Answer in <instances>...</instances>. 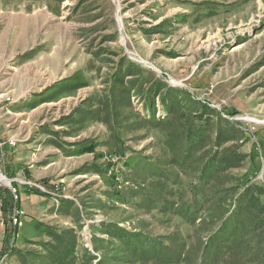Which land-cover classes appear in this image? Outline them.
<instances>
[{"label":"rangeland","instance_id":"1","mask_svg":"<svg viewBox=\"0 0 264 264\" xmlns=\"http://www.w3.org/2000/svg\"><path fill=\"white\" fill-rule=\"evenodd\" d=\"M23 50L57 52L90 84L36 120L61 132L78 102L102 98L107 127L94 113L82 136H121L92 167L91 153L35 167L65 187L18 179L0 150V264H264V197L240 242L211 243L264 187V0H0V60Z\"/></svg>","mask_w":264,"mask_h":264},{"label":"crops","instance_id":"2","mask_svg":"<svg viewBox=\"0 0 264 264\" xmlns=\"http://www.w3.org/2000/svg\"><path fill=\"white\" fill-rule=\"evenodd\" d=\"M12 25L14 27L16 24ZM24 50L16 52L15 56L0 60V77L4 73L6 74L5 69L8 67L12 70L9 75L0 79V150L9 156L5 158L4 168L11 173L14 171L18 179H26L31 184L38 185L43 182L44 187H53V183H57V187L64 186L61 182L42 180L48 177L44 174L38 175L40 178L37 179L36 171L39 168L35 167H49L56 160L64 161L61 157L76 158L90 153L93 155V160L89 166L92 167V165H96L97 161H101V156L104 157L106 154L105 151H100L101 147L105 150L106 145L107 151L110 153L112 148H116L114 142L121 135L119 130L115 129L114 131L109 130L108 134L105 130L102 134L94 136V139H90V136H82L85 131L84 127L90 124L89 116L94 113V119L107 127V120L103 116L104 113H101L105 103L102 98H99L97 105L95 102H88V98L84 100L85 102H78L77 107L65 116L64 120L60 119L56 122L58 127H65L61 132L50 128L46 121L36 120L35 115L43 105L55 103L66 96H74L90 84L79 69L72 68L68 72L62 71L59 67L60 56L57 52L50 51L45 58L41 55L38 57L34 55L25 59L28 51ZM46 58H49L52 63L49 68L43 70L44 72L39 73L34 69V65L39 61L43 62ZM7 116L22 119V122L27 126L26 133H12L8 126V124L11 125L12 120L8 122ZM68 123L76 130L74 133H71V128H67L66 124ZM105 126L103 127L106 129ZM114 128H116L115 125ZM11 140L16 141L15 146L10 144ZM17 145L19 146L16 147ZM12 147H16L13 152H11ZM44 153L46 154L45 159ZM92 169L107 183L103 168L98 166ZM73 172L75 175H81L84 172V166H79ZM57 196L63 195L57 193Z\"/></svg>","mask_w":264,"mask_h":264},{"label":"trees","instance_id":"3","mask_svg":"<svg viewBox=\"0 0 264 264\" xmlns=\"http://www.w3.org/2000/svg\"><path fill=\"white\" fill-rule=\"evenodd\" d=\"M13 188L16 189V183H13ZM249 189L250 188H248L246 190V192L244 193V197H246V195L248 194ZM16 191H17V195H18V190L16 189ZM12 194H13V192H12ZM255 195H256V198H254L250 202L251 205L249 206V208H247V212L244 211V212H240L239 215H232L231 218H233L235 220L234 226H232L230 224V221H231V219H230V221H228V224L226 226H224L225 228L219 230L218 233L216 234V236L212 238L211 243L219 254L222 252H226V250H227L226 247H227V243H228L227 241H230L232 243L240 242L241 237L244 236L240 231V229L244 225V222H243L244 220L252 219L251 222L252 221H255V222L258 221V225H259L260 220H258L259 219L258 215L261 214V210H260V208L262 207L261 206L262 205L261 198L264 197V187H261V186L258 187L257 190L255 191ZM15 201L17 202V204L19 203V195ZM262 220H261V222H262ZM238 221H240L242 225L238 224ZM236 222H237V224H236ZM16 229H17V227L14 225L6 227L5 230H6V233L8 234V237L14 236ZM8 249H9V247H8ZM8 252H9V250H8ZM157 252L158 251H153L152 254L157 255ZM149 253H151V252L144 251L141 254V258H138L139 261L141 260V262H143L148 257L150 258Z\"/></svg>","mask_w":264,"mask_h":264},{"label":"built area","instance_id":"4","mask_svg":"<svg viewBox=\"0 0 264 264\" xmlns=\"http://www.w3.org/2000/svg\"><path fill=\"white\" fill-rule=\"evenodd\" d=\"M10 144L13 145V146H15V145H16V141L11 140V141H10ZM13 190H14L13 193H14V195H15V198H17V197H18V195H17V191H16L15 188H13ZM23 213H24V211L19 210V209L16 211V213H13V217H12L13 222H14V223L19 222V220H20V215L23 214Z\"/></svg>","mask_w":264,"mask_h":264},{"label":"bare ground","instance_id":"5","mask_svg":"<svg viewBox=\"0 0 264 264\" xmlns=\"http://www.w3.org/2000/svg\"><path fill=\"white\" fill-rule=\"evenodd\" d=\"M1 174V173H0ZM2 175V174H1ZM3 181L7 182L8 183V180L5 178V177H2ZM10 183V181H9Z\"/></svg>","mask_w":264,"mask_h":264},{"label":"water","instance_id":"6","mask_svg":"<svg viewBox=\"0 0 264 264\" xmlns=\"http://www.w3.org/2000/svg\"><path fill=\"white\" fill-rule=\"evenodd\" d=\"M0 173H1V172H0ZM1 174H2V173H1ZM8 180H9V179H8ZM10 180H11V179H10ZM10 180H9V181H10Z\"/></svg>","mask_w":264,"mask_h":264}]
</instances>
